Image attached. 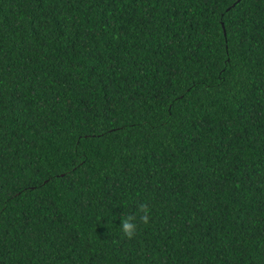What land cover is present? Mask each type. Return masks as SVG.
<instances>
[{
    "label": "trees",
    "instance_id": "obj_1",
    "mask_svg": "<svg viewBox=\"0 0 264 264\" xmlns=\"http://www.w3.org/2000/svg\"><path fill=\"white\" fill-rule=\"evenodd\" d=\"M0 264H264V0H0Z\"/></svg>",
    "mask_w": 264,
    "mask_h": 264
},
{
    "label": "clouds",
    "instance_id": "obj_2",
    "mask_svg": "<svg viewBox=\"0 0 264 264\" xmlns=\"http://www.w3.org/2000/svg\"><path fill=\"white\" fill-rule=\"evenodd\" d=\"M140 210L143 211V215L140 216V219L146 224L149 222V215H148V207L146 204H140ZM120 231L128 236V237H132L136 230H137V224H136V219L135 216L133 214H129L126 217H123L120 221Z\"/></svg>",
    "mask_w": 264,
    "mask_h": 264
}]
</instances>
